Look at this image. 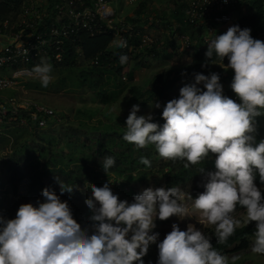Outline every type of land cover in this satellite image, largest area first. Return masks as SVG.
Listing matches in <instances>:
<instances>
[{
  "label": "clouds",
  "instance_id": "obj_1",
  "mask_svg": "<svg viewBox=\"0 0 264 264\" xmlns=\"http://www.w3.org/2000/svg\"><path fill=\"white\" fill-rule=\"evenodd\" d=\"M250 32L249 27L233 24L215 34L206 41V60L201 63L233 70L230 88L238 102L223 94L217 72H194L193 82L184 83L179 95L163 104L162 124L153 121L151 112L137 115V103L125 118L122 139L136 149L152 145L160 157L183 161L185 168L215 154L213 169H197L203 191L193 198L178 186H149L128 201L118 199L110 180L101 186L87 184L90 195L84 203L90 223L82 229L67 200L44 187L43 200L21 203L12 218L0 215V264H145L142 257L151 244L158 249L155 264H235L240 257L223 255L213 247L211 236L223 244L251 221L256 222L251 251L264 255V138L256 142L254 135L255 117L264 115V41ZM126 44L123 39L114 41L116 48ZM214 55L219 62L213 61ZM118 60L125 64L127 54ZM31 71L42 87L52 80V65L43 58ZM150 104L161 108L158 100ZM139 159L151 167L147 157ZM114 164L111 155L101 161L106 174ZM257 172L260 186L254 183ZM55 179L60 193L73 191V186ZM186 195L192 209L201 213L198 222L214 226L211 236L191 222L183 230L173 222L171 231L158 240L159 232L153 231L156 218L192 216L184 203ZM238 207L244 209L240 218L234 215Z\"/></svg>",
  "mask_w": 264,
  "mask_h": 264
},
{
  "label": "rangeland",
  "instance_id": "obj_2",
  "mask_svg": "<svg viewBox=\"0 0 264 264\" xmlns=\"http://www.w3.org/2000/svg\"><path fill=\"white\" fill-rule=\"evenodd\" d=\"M148 5L143 7L144 12H147V17H154V20H150L148 24L140 25V28L145 32H149L155 38L154 46L145 49L140 52V55L136 54L130 62L125 63L122 68L121 76L132 69V79L121 77L120 79L124 82L125 86L121 87L117 93L111 94L112 90L101 84L97 87H91L90 82L93 74L89 75L81 72V68L74 67L68 69H56L52 68V80L46 87H42L39 80L36 78H25L20 80L16 85L11 88H5L0 91V102H3L10 96L17 98H31L37 101H41L46 105L53 108L60 116L61 120L59 123L48 126L44 129H31L13 126L11 124H0V208H4L7 212V217L12 218L15 215L16 209L21 203L32 202L36 203L38 199L43 200L41 196V190L38 183L33 186L29 185L27 193L24 196L16 197L14 189L11 187L8 180L9 163H10V150L14 144L27 142L30 147H35L37 143H50L55 146L57 150H70L67 149V138L63 137L57 142L51 141L49 138L57 135V128L60 125L68 128L67 133L71 132V128L81 124L83 130L78 135L85 134L88 138H101L102 142H107L109 136L103 135L104 133L94 126L115 125L119 129L125 128V118L129 113L130 107L133 103L139 104L140 99L136 101L129 100L128 98V85L134 84L141 90L149 89L150 87L157 85V78L163 74H170L173 76H180L178 80L171 86L164 88L162 93H157L152 99L147 101L145 105L140 106L137 115L147 114L149 112L153 114L157 110H162L164 100L173 96L179 95V88L184 83L193 82L194 76L189 74L191 68L196 66L200 67L201 63L206 60L204 53L207 46L201 41V34L198 29H190L187 26L184 19V12L181 5L184 4L183 8L186 7L188 0H148ZM177 1V3H175ZM175 4L174 11L171 9L172 5ZM133 6V5H132ZM128 11L120 9L119 2L112 3V7L118 12L122 13L123 18L130 19L128 15L129 11L138 12L140 14V8L133 6ZM141 7V6H140ZM142 12V11H141ZM142 12L143 14H145ZM202 29H200L201 31ZM177 34H185L188 36L190 43L187 45L183 40L179 39ZM115 39L111 40L108 46V52L116 49L114 47ZM188 59H191V63H188ZM213 61L218 62L215 55ZM135 63H139L136 67H133ZM91 65V63H89ZM215 65L210 63L207 66ZM117 64L110 62V67L116 68ZM184 70V75L181 74ZM107 71L104 70V73ZM83 75L84 80H82ZM233 75L232 69L224 70L220 76V82L223 85V94L230 95L233 90L230 88V81ZM82 80V81H80ZM202 88L203 85L201 84ZM100 88H105V93L110 95V99L104 102L98 92ZM115 96V99H114ZM160 101L161 108H154L151 106V102ZM238 102V101H237ZM120 110V111H119ZM256 131L254 133L256 142L261 138H264V115L255 117ZM156 122V121H155ZM45 130V131H44ZM43 132V133H42ZM259 132V135H258ZM77 133V132H75ZM102 133V134H101ZM39 136L41 139L37 138ZM87 138V137H85ZM88 150H96L98 148L95 142L89 141ZM140 151V155L137 154ZM138 156H145L151 161V167H145L137 160ZM131 158L133 162L132 170H129L127 161L120 164L121 169H118L119 175L113 172L106 174L99 167H95L94 172L97 174L96 186H101L105 181H111V190L118 194V199H126L131 201L134 194H137L145 187H169L171 185L165 182V177L168 175L166 169L167 160L160 157L152 145H148L144 148L136 149L132 146ZM204 168L206 166H213V163L209 159L201 161L199 164L194 165ZM166 169V170H165ZM30 170L25 166L23 167L24 176L29 178ZM30 179V178H29ZM203 183L202 174L199 172L193 173L191 177L186 180L181 186L186 194L190 193L193 198L198 194L194 189L197 185ZM255 183V182H254ZM87 184L94 185L91 180H86L71 193L65 191L60 193V187L58 184L47 186L50 190L55 191L60 195L62 200H67L69 207L76 210L83 216L81 225L86 226L90 223L89 216L90 210L84 203L85 199L90 195V190L87 188ZM260 186V184H257ZM192 216H186L183 220L178 219L176 216H170L164 220L156 218V228L153 231L159 232L158 240L163 239L166 233L171 231V225L176 222L178 226L183 230L186 228L187 223L191 222L196 227L201 228L202 231L208 233L211 236L213 231L212 225L200 224L197 219L201 218V213L198 210L192 209L191 200L186 199L184 201ZM234 215L240 218L244 215V209L236 210ZM73 216H76L74 214ZM81 226V228L83 227ZM84 228V227H83ZM82 228V229H83ZM246 249L237 251H228L225 255L229 259L232 256H239L240 259L235 264H264V255L252 253L251 242ZM158 258V249L155 244L149 246L147 254L142 257L145 264L149 260L155 264ZM135 264V262H133Z\"/></svg>",
  "mask_w": 264,
  "mask_h": 264
},
{
  "label": "trees",
  "instance_id": "obj_3",
  "mask_svg": "<svg viewBox=\"0 0 264 264\" xmlns=\"http://www.w3.org/2000/svg\"><path fill=\"white\" fill-rule=\"evenodd\" d=\"M28 1L29 0H0V22L7 21L9 25H12L18 19L22 12L23 6ZM46 1L49 3L48 6H50L51 0ZM257 1L259 0H256V2ZM260 6L261 3L259 1L255 8L256 16H259L260 14ZM171 7V9L174 11L175 4ZM250 35L253 36L254 32H251ZM73 38L74 39H64L65 43L63 46L66 47V51L60 61H53L50 58L43 59L47 63L51 64L52 68L61 70L80 66L81 72L84 74H93L90 82H88L91 87L94 88L103 84L105 87H108L109 90H112L111 94L113 93L115 95L117 93V95H119L118 91L121 89V87L125 86L124 82L120 79L122 68L125 64L121 65L119 63L118 57L120 54H122L120 49L116 48L108 52V46L113 39L112 35L106 32L91 36L86 32L81 31L73 35ZM153 46L154 44L152 47ZM41 59L42 57L31 59L27 62V66L32 68L35 64L40 63ZM132 59L137 58L128 57L127 62H130ZM111 61L117 64L116 68L110 67ZM89 63H91V65ZM137 65H139V63H135L133 67H136ZM132 69L133 68H131L128 72H125V74H123L121 77L126 75L127 78L132 79ZM104 70L107 72L104 73ZM194 72H201L200 68L196 66L195 68H191L189 70L190 75H193ZM80 77H82V80H84L83 75H80ZM179 77L180 76H170L169 73L163 74L157 78L156 86L150 87L146 90H141L138 86L130 84L128 85V98L132 101L140 99L139 105L143 106L157 93H162L165 87L173 85ZM98 96H100L104 102H107L110 99V95L105 93V88H100ZM173 97L165 99L164 103ZM236 101H238V97ZM161 111L162 110L155 111L152 116L153 121H156L158 124L163 123V118L160 116ZM56 114L59 120L48 124L46 127L60 122L61 116L57 112ZM11 125L24 128L27 127L31 129L46 128H37L35 126L17 125L12 123ZM94 127L101 130L104 133L103 135L109 136L107 142H102L101 138H88V136L85 134L78 135V132L80 131L86 132V130L82 129L81 124L79 123L78 126L71 128V132L69 133H67L68 128L60 125L59 128H57L58 136L55 135L49 138L51 141H56V139H58V142L61 140V138L66 137V144L68 147L67 149H69L71 146V149L67 151L63 149L57 150L56 147L50 143H46V145L43 143H37L35 147H30L27 142L14 144L10 150L8 173V180L11 187L14 189V192L16 191L18 182L22 177H24V166L30 170L28 172L30 178L29 185L33 186L34 184L38 183L40 190L44 187L52 186L54 184L59 185L55 179L56 176L59 177L63 183L73 186V190L86 180H91V182L96 185L97 174L94 172V166L99 167L102 171H104L101 161L105 156L109 155L115 158V164L109 171L113 172L115 176L119 175L117 170L121 169L120 164L126 161L129 167L128 169L132 170L133 162L135 161L131 158L133 144L122 139V133L126 131V127H121V129H119L115 125L112 126L105 124ZM36 137L41 139L39 136ZM89 141L95 142V145H97L98 148L96 150H88L90 148L88 146ZM137 154L140 155V151H137ZM139 158L140 156H138L137 160H139ZM214 158L215 154L210 153L209 157L206 159L211 160L213 163ZM165 165L169 172L165 177V182L171 186H178L179 188H181V186H183L182 184L185 183L193 173H196L198 169V166L194 167V165H189L188 168H185L183 166L184 162L180 160H177L174 163L171 160H167ZM213 168L214 164L213 166L205 167L206 170ZM254 182L256 184H260L258 172L256 173ZM202 185L203 183H200L194 187V190L197 193L203 191ZM262 196H264V191H262ZM239 209L242 208L238 207L237 210ZM70 210L72 215L76 214V216H73L76 222L80 226H83L80 224L83 219V216L80 214V212L78 213L72 208H70ZM255 223V221H251L248 225H242L241 227L237 228L223 244H217L215 237L211 236V243L213 244V247H215L222 254H225L228 251L246 249L249 245V240L252 237V233L254 232Z\"/></svg>",
  "mask_w": 264,
  "mask_h": 264
},
{
  "label": "built area",
  "instance_id": "obj_4",
  "mask_svg": "<svg viewBox=\"0 0 264 264\" xmlns=\"http://www.w3.org/2000/svg\"><path fill=\"white\" fill-rule=\"evenodd\" d=\"M116 1L51 0L48 6L46 0H29L12 25L7 21L0 22V35L6 39V44L0 48V91L13 87L25 78H36L32 68L27 66L31 59L42 57L60 61L66 51L63 46L64 39H74L73 35L81 31L91 36L107 32L115 40H125L126 47L118 49L130 58L150 48L155 41L153 35L142 30L137 22L123 18L121 13L118 14L112 7V3ZM141 1L143 0H122L125 5H134ZM239 1L190 0L184 21L189 26L203 27L201 41L207 46L208 39L223 33L218 29L219 25L227 21L232 22V14ZM236 24L241 28L249 27L251 32H254V38L264 41V30H255L252 24L245 21ZM180 37L187 45L190 43L188 36ZM227 63L225 57L224 64ZM199 68L205 75L215 71L221 76L225 70L219 64ZM229 97L237 99L235 93ZM56 120L59 118L55 110L35 99L10 96L0 102V124L12 123L44 128ZM29 183V178L25 176L20 179L15 191L16 197L27 193ZM0 215L7 217L4 208H0Z\"/></svg>",
  "mask_w": 264,
  "mask_h": 264
},
{
  "label": "crops",
  "instance_id": "obj_5",
  "mask_svg": "<svg viewBox=\"0 0 264 264\" xmlns=\"http://www.w3.org/2000/svg\"><path fill=\"white\" fill-rule=\"evenodd\" d=\"M117 1L119 2L121 10L123 9L124 11H126V10L128 11V9H130L132 6V5H125L122 2V0H117ZM146 1L147 0H143L141 2L134 4L133 6H136V8H140V10L142 12H144L142 9H144L143 7L148 5V2H149V1H147V2ZM189 1L190 0H188V2ZM259 1L261 3V6L259 8L260 14H259V16H256L255 8H256L257 3H259ZM259 1L256 2V0H240L238 7L236 8V10L232 14L233 24H236L240 21H245V22L252 24L254 26L255 30H257V29L258 30H264V0H259ZM188 2L186 4L185 8H183L185 3L181 5V8L184 12V16H185V13L187 10ZM175 3H177V1H175ZM141 11H140V14L138 12L137 13L133 12V10L129 11L128 15L130 16V20H133V21L137 22L138 24H140L142 22V24H146V25L148 24V22L151 19L154 20V17L153 18H150L149 16L147 17V15H148L147 12H144L145 14H143ZM183 21H184V19H183ZM187 26H189V25H187ZM189 28L194 29V30L198 29L199 34H202V30H203L202 26H197V27L189 26ZM200 29H202V30L200 31ZM181 35H185V34H177L176 36L180 39ZM5 44H6V39L0 35V48L4 47Z\"/></svg>",
  "mask_w": 264,
  "mask_h": 264
},
{
  "label": "water",
  "instance_id": "obj_6",
  "mask_svg": "<svg viewBox=\"0 0 264 264\" xmlns=\"http://www.w3.org/2000/svg\"><path fill=\"white\" fill-rule=\"evenodd\" d=\"M231 25H233V23H232L231 21H227V22H225V23L219 25V26H218V29H219L220 31L225 32V31L227 30V28H228L229 26H231Z\"/></svg>",
  "mask_w": 264,
  "mask_h": 264
}]
</instances>
